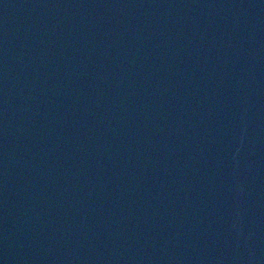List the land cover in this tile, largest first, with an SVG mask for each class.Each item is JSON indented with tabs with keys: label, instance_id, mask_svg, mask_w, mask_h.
<instances>
[{
	"label": "water",
	"instance_id": "95a60500",
	"mask_svg": "<svg viewBox=\"0 0 264 264\" xmlns=\"http://www.w3.org/2000/svg\"><path fill=\"white\" fill-rule=\"evenodd\" d=\"M0 264H264V0H0Z\"/></svg>",
	"mask_w": 264,
	"mask_h": 264
}]
</instances>
